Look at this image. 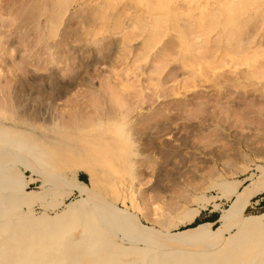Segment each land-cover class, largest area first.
Returning a JSON list of instances; mask_svg holds the SVG:
<instances>
[{"label":"rangeland","instance_id":"374dc122","mask_svg":"<svg viewBox=\"0 0 264 264\" xmlns=\"http://www.w3.org/2000/svg\"><path fill=\"white\" fill-rule=\"evenodd\" d=\"M136 1L0 0V126L44 147L79 150L97 143L100 199L126 210L147 230L177 234L193 225L187 223L196 211L202 220L218 218L216 229L234 203L243 217L261 215L264 34L244 48L233 34L230 52L236 53L227 58L221 52L226 43L209 42L203 55L197 51L207 65L196 73L172 36L147 51L142 24L138 29L132 22L141 14ZM25 163H15L23 174L20 184L38 193L48 183ZM75 168L64 165L57 172L65 177ZM85 180L89 185V176ZM78 198L75 192L68 200ZM35 212L42 210L37 206ZM237 231L231 227L206 250L221 247L230 255L219 258L224 264L263 259L264 230L230 241ZM104 233L111 244L121 242L116 233ZM137 258L123 260L138 264Z\"/></svg>","mask_w":264,"mask_h":264},{"label":"bare ground","instance_id":"6f19581e","mask_svg":"<svg viewBox=\"0 0 264 264\" xmlns=\"http://www.w3.org/2000/svg\"><path fill=\"white\" fill-rule=\"evenodd\" d=\"M135 4H138L136 9L141 14L138 18L134 16L136 20L132 19V22L138 29L139 24H142L140 34L147 35V51L150 49L149 44L156 46L163 38L172 36L182 45L183 56L192 64L196 73L202 71L205 64L202 63L205 62L203 59H199L197 51L200 49L199 53L203 55L209 42L214 41L220 45L226 43L229 50L223 49L229 52L223 49L221 52H225L227 58L236 53L230 52L235 47L233 34H236L234 39L239 41L237 43L240 46L241 43L246 44V47L264 34V0H137ZM131 40L128 41L132 43ZM1 125L0 264H84L85 260L89 261L87 264H128L123 259L129 256H137L135 263L138 264H224L219 258L230 256L228 253L221 247L214 250H206V247H214L222 241L223 234L231 227L238 230L230 238V241L236 243L256 230H264V213L243 217L242 210L237 207L238 203L221 214V225L216 229H213L214 223H201L193 228L179 230L174 235L147 230L129 216L126 210L100 199L98 173L94 166L96 163L103 164L99 163L100 160L97 162L101 153L96 149L97 143L87 142L79 150L73 147H44L32 143L25 133L8 128L5 123ZM20 158L26 161L27 170L43 175L48 186H42L38 193L26 192L20 184L23 174L15 166ZM80 160L89 162L83 164L82 161L81 165L74 166ZM64 165L68 170L76 167L74 171L86 173L90 179L89 185L80 182L72 170L67 177L60 175L57 171L64 168ZM32 182L34 180L26 181V185ZM69 185L73 188H69ZM75 192L79 198L69 201ZM237 192L239 186H236L233 193ZM54 200L58 202L53 204ZM37 206L42 210L39 214L35 212ZM199 215L200 211L194 212L187 224H193ZM79 229H83V232L76 236ZM105 230L119 235L121 242L111 244ZM231 252L235 254V251ZM249 264H264V258L258 260L254 257Z\"/></svg>","mask_w":264,"mask_h":264},{"label":"trees","instance_id":"16d2710c","mask_svg":"<svg viewBox=\"0 0 264 264\" xmlns=\"http://www.w3.org/2000/svg\"><path fill=\"white\" fill-rule=\"evenodd\" d=\"M80 180L87 183L86 180L83 179V176L82 177L80 176ZM217 221H218V218H216L215 216L210 217L208 219H203V220L200 218H197L196 221L193 223V225H191V227H189V228L196 227V226L200 225L201 223H208V222H215L216 223Z\"/></svg>","mask_w":264,"mask_h":264},{"label":"crops","instance_id":"0c3cea01","mask_svg":"<svg viewBox=\"0 0 264 264\" xmlns=\"http://www.w3.org/2000/svg\"><path fill=\"white\" fill-rule=\"evenodd\" d=\"M80 176H81V177L83 176V179L85 180V179L87 178L86 176H88V175L85 174V173H80V174H78V180H79L80 182L86 184L85 182H83V181L80 180ZM208 223H215V222H208Z\"/></svg>","mask_w":264,"mask_h":264}]
</instances>
